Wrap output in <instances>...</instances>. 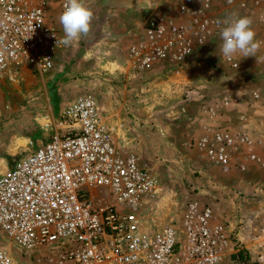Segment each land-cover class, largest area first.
I'll return each instance as SVG.
<instances>
[{"label": "rangeland", "instance_id": "1", "mask_svg": "<svg viewBox=\"0 0 264 264\" xmlns=\"http://www.w3.org/2000/svg\"><path fill=\"white\" fill-rule=\"evenodd\" d=\"M83 3L94 13L87 36L55 49L53 67L47 72L27 66L0 80V173L39 145L46 134L42 125L60 108L78 98H91L118 151L137 157L147 172L149 209L142 212L147 226L180 222L196 202L210 207L216 222L224 223L235 236L234 248L226 251L221 264H264V164L247 163L245 172L231 167L230 173H223L198 148L200 131L209 121L203 107L224 97L237 98L238 103L219 107L216 122L264 139V60L237 55L234 70L220 53L224 21L249 17L261 42L257 55L264 57V0ZM191 4L209 21L206 42H195L186 63L176 68L127 73V47L143 41L147 21L160 17L167 26L185 22L186 11L178 9ZM60 15L58 4L51 2L46 18L62 39ZM254 92L258 101L252 98ZM93 194L96 201H113L106 188ZM0 248L16 264H48L40 255L25 258L1 230Z\"/></svg>", "mask_w": 264, "mask_h": 264}, {"label": "built area", "instance_id": "2", "mask_svg": "<svg viewBox=\"0 0 264 264\" xmlns=\"http://www.w3.org/2000/svg\"><path fill=\"white\" fill-rule=\"evenodd\" d=\"M51 2L62 14L67 0H0V80L27 66L37 73L53 67L62 44L46 18ZM181 10L186 11L182 23L167 26L160 17L147 21L143 41L127 47V73L176 68L186 63L195 42H206L210 24L204 13L193 4ZM224 63L237 69L233 58ZM252 98L258 101L259 95L254 92ZM237 103L224 97L203 107L209 121L198 148L223 173L264 164V139L215 120L219 107ZM43 130L39 145L0 173V230L25 258L40 255L48 264H221L234 248L233 232L216 222L210 207L196 202L180 222L144 223L147 172L137 157L118 151L91 98L64 105ZM100 188L108 190L112 202L96 201L93 192ZM0 264H16L2 248Z\"/></svg>", "mask_w": 264, "mask_h": 264}, {"label": "clouds", "instance_id": "3", "mask_svg": "<svg viewBox=\"0 0 264 264\" xmlns=\"http://www.w3.org/2000/svg\"><path fill=\"white\" fill-rule=\"evenodd\" d=\"M93 18V11L84 5L83 0H67L64 11L59 16L64 35L58 43L69 47L82 36H87L91 31ZM252 23L249 17L224 21L226 26L221 32L220 53L225 59L231 60L234 56L242 55L243 58L255 57L258 62L264 60V57L257 55L261 42L256 39Z\"/></svg>", "mask_w": 264, "mask_h": 264}, {"label": "trees", "instance_id": "4", "mask_svg": "<svg viewBox=\"0 0 264 264\" xmlns=\"http://www.w3.org/2000/svg\"><path fill=\"white\" fill-rule=\"evenodd\" d=\"M237 256H240V258H242L243 253H242L241 251H239V252L237 253Z\"/></svg>", "mask_w": 264, "mask_h": 264}, {"label": "crops", "instance_id": "5", "mask_svg": "<svg viewBox=\"0 0 264 264\" xmlns=\"http://www.w3.org/2000/svg\"><path fill=\"white\" fill-rule=\"evenodd\" d=\"M60 109H61V108H60ZM59 111H60V110H59ZM59 111H58V112H59ZM42 127H43V125H42ZM147 209H149V207H148Z\"/></svg>", "mask_w": 264, "mask_h": 264}]
</instances>
